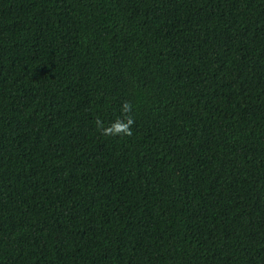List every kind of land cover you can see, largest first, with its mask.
<instances>
[{"label": "trees", "instance_id": "1", "mask_svg": "<svg viewBox=\"0 0 264 264\" xmlns=\"http://www.w3.org/2000/svg\"><path fill=\"white\" fill-rule=\"evenodd\" d=\"M0 264H264V0H0Z\"/></svg>", "mask_w": 264, "mask_h": 264}]
</instances>
